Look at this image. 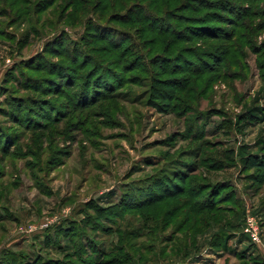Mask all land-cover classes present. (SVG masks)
<instances>
[{
    "label": "rangeland",
    "instance_id": "374dc122",
    "mask_svg": "<svg viewBox=\"0 0 264 264\" xmlns=\"http://www.w3.org/2000/svg\"><path fill=\"white\" fill-rule=\"evenodd\" d=\"M14 1L0 0V141L11 145L10 154L0 148V264H10L3 259L7 252L16 257L15 264H36L40 256L61 264L69 261L95 264L106 259L112 264L264 262L257 246L246 247L245 251L241 248L244 245L240 241H245L241 236H236V240L231 237L224 250L215 246L217 238L213 235L226 225L231 227L227 233L238 234L247 214L257 218L264 232V172L244 165L248 153H257L264 159V17L260 16L264 14V0H229L247 13L256 12L260 17L255 24H262L263 29L254 31L256 38L252 40L240 27L239 53L231 49L221 70L200 76L195 84L192 77L185 91L174 89L183 84L173 82L175 101L152 100L153 79L147 70L138 67L140 70L123 74L117 65L115 69L109 60L105 61L112 69L111 74L116 75L114 85L109 88L115 98L89 109L90 121L76 124L72 132L64 130V137L56 131H49V137L40 130L26 132V122L17 125L4 115L9 110L4 104L12 96L24 99L28 96L65 106L62 97L23 91L29 83L37 84L32 79L48 76L28 67L38 62H59L60 59L50 56L52 52L48 54L50 50L62 41L70 49L71 43L80 42L82 35L92 39L95 32L83 31L82 25L71 22L68 25L65 20L49 21L46 13L54 8L29 15L26 21L18 19L12 12ZM30 2L40 5L39 8L46 4L45 0ZM86 2L91 10L94 0ZM115 12L122 9L109 8L105 15ZM84 17H80L81 21ZM47 21L52 22V27H46L50 26ZM140 26L134 23L120 27L130 34L126 41L127 35L120 33L122 42H126L122 49L130 47L129 40L136 38L135 30L138 32ZM144 35L143 38H152L150 34ZM244 40L251 43L243 45ZM217 44L203 42L192 46L206 52ZM104 46L105 43L93 40L83 49L88 53L91 48ZM184 46L187 45L178 44L173 54ZM134 53L130 47L123 60L131 63ZM91 54L94 58L104 55L102 51ZM32 56L31 62L17 64ZM138 63L135 65L139 66ZM172 64L162 66H177L175 62ZM198 64L182 63L179 67L183 71L176 74H167L161 66L151 70L157 78L172 80L189 76L185 72L188 68L201 72L204 66ZM134 78L137 81L131 84ZM126 80L120 88L119 83ZM38 120L41 125L44 119ZM30 136L37 137L36 141ZM179 175L186 180L180 181ZM163 176L168 183L177 184L180 189L176 191L183 190L184 197H166L158 205H147L149 196L165 197L175 192L158 186ZM197 195L198 198H193ZM123 198L128 199V204L146 206L122 210L119 204ZM185 199L191 205L183 206L180 212L196 210L207 203L216 221L207 232L197 230L195 246L188 253L178 243L183 240V233L177 235L178 246L173 252L168 249L166 239L183 214L173 219L166 216L165 210L170 204L184 203ZM197 201L200 205L193 206ZM97 206L103 211L98 213ZM74 222L78 232L72 234L68 230ZM206 223L209 225L208 219ZM193 224L191 220L186 228Z\"/></svg>",
    "mask_w": 264,
    "mask_h": 264
},
{
    "label": "trees",
    "instance_id": "16d2710c",
    "mask_svg": "<svg viewBox=\"0 0 264 264\" xmlns=\"http://www.w3.org/2000/svg\"><path fill=\"white\" fill-rule=\"evenodd\" d=\"M45 2L46 4H43L44 6L39 8L40 5L37 6L30 2V0H16L11 3L12 12H14L18 19L20 18L26 21L29 15H39L54 8L51 12L46 13V17L49 21L59 19V22L64 20L67 21L68 25L70 22L72 23L71 25H82L83 31L95 32V34H92L94 42L98 41L106 44L103 48H91L87 53L83 47L93 43V40L82 35L83 37L81 36L80 38L81 41L78 43H71L73 46H71L70 49H68L65 42L62 41L58 47L50 50L48 54L52 52L50 56L60 59L59 62L46 61V64L38 62L36 66L31 64L28 67L33 71L46 72L48 76L36 80L32 79V83L37 84L29 83V86H25L26 88H23V91L31 90L44 95V97L50 95L62 97L66 101L65 106L53 103L52 100L50 101L43 97L26 96V99H24V97L16 98L12 96L5 102L4 106L9 109L8 112H3L6 117L10 118L17 125H22L26 122L24 125L26 132L37 133V131L40 130L42 131L41 134H46V137H49L47 135L49 131H56L55 133L64 137L66 132L68 133L74 130L76 124L81 125V122L88 123L90 121L92 112H90L89 109L97 106L101 102H106L115 98L113 97L114 93L110 92L109 88L114 85L113 82L116 81V77L114 78V76L116 75H112L110 72L112 69L106 66L107 64L105 65V61L107 60H109V65H114L115 69L118 67L123 74L136 71L139 69L138 67L143 68V71L147 70L153 79V84L151 85L152 100L169 99L175 101L176 98L174 97L172 89L173 82L179 81V83L183 84L181 87L178 85L174 89L185 91L191 84L192 81L190 79L192 77L195 78V84L199 81L200 76L215 72L216 69L221 70V65L224 59L229 56L231 49L234 48L236 53H239L237 40H239L240 37L237 35V30L240 27L245 30L246 36L250 37L252 40L256 38L254 36V31L256 33L263 29L262 24H255V20L260 16L264 17V14L258 16L256 12L247 13V10H242V6L236 7L235 4L229 0H94V6L91 10L86 6L88 4L86 0H45ZM109 8H120L122 12H115L107 16L105 15V11ZM58 9L59 11L57 12ZM83 15L85 17L81 21L80 17ZM134 23L141 24V26L138 28V32L135 30L136 38L129 40L128 45H130L132 52L135 51L133 54L135 58L128 64L123 60V57H126L129 53L130 47L122 49V46L126 42H122L123 39L120 37V33L124 36L127 35V38H125L126 41L130 38V34L125 30H121L120 27H127ZM48 24L50 26H46L47 28L53 25L52 22ZM113 24L119 26L116 27ZM221 25L227 26L228 29H223ZM43 26L44 24L42 27ZM53 30H55V28ZM87 34L89 35V33ZM144 34H150L152 38H143V36H145ZM62 36L65 37L66 34L64 33ZM245 40L242 42L243 45L251 43V40ZM254 41H256V39ZM203 42L207 44L210 42L218 44L215 45V49L212 50L208 47L209 49L207 48L208 50L206 52H200L201 50L198 51L196 50L197 48L195 49L192 46L193 44L196 45V43L200 45ZM178 44H186L187 46L180 48V50L173 54ZM225 46H229V48ZM119 50L121 52H119ZM101 51L104 55L99 54ZM91 52H96L99 56L94 58ZM216 53H218V55ZM219 55H221V58ZM33 59L34 56L21 60L17 64L25 65V63L27 64ZM145 62L148 65H145ZM173 62H175L177 66H172L171 68L166 66L169 70L165 66H162L163 64L165 65V63L171 65ZM196 62H200L198 65L204 66L201 72L188 68L185 72L189 74V76L184 77L183 75L181 78H173L174 80H167L169 78H157L151 70V67L161 66L165 67L164 71H167V74H176L183 71L180 70V64L183 63L186 66ZM137 63L140 65H135ZM147 67L150 68V70ZM217 75L220 76V74ZM136 81L137 79L134 78L131 84H135L134 82ZM125 83H127V80L119 83V87L123 88ZM190 89L191 88H189V90ZM155 93L157 96H155ZM37 120L43 121L41 125L37 123ZM64 130L66 132H64ZM31 138L33 141L37 139V137L35 139L34 136H30V139ZM4 143L5 142L0 141L2 152L10 154L9 150L11 145H4ZM40 151L46 153L41 147ZM49 153L50 152H48V154ZM33 157L35 158V155H33ZM39 158H37L36 163ZM244 165L247 169L264 172V159L257 153L246 154L244 156ZM178 178L180 181H183V179L186 180L183 175H179ZM149 179L152 180L153 178L150 177ZM161 182L162 183L158 186L161 188L163 187V190H175V192L171 191L172 194H166L165 197L159 195H156V197L155 195L149 196L148 199L150 198V202H148L147 205H158L163 198L181 197L185 194L183 190H181L180 193L176 191L180 189V187L177 184L174 185V182L168 183V178L166 176L162 177ZM170 183H172L171 185H173V187ZM193 198H198V195L193 196ZM183 201L185 202H180V204H170L165 210L166 216L170 218L173 217V219L183 214L182 218L172 229L171 235L167 236L166 242H169L170 245L168 244V249L171 248L173 252L176 251V246H178L180 242L182 245L180 247H182L183 250L186 249L187 251L185 250V253H188L189 249H193L195 246V233L198 232L197 230L207 232L216 221V218L213 216L214 212L209 208L211 207L210 204L206 203L200 205L198 201L193 206L200 205V208L196 210L189 209V211L185 213L180 212L183 206L191 205L190 201L187 202L186 199ZM128 203L127 198L121 199L119 206L122 207H120V209L126 210L131 208L140 210L146 206L145 203V206L143 203L138 205ZM207 205L209 206L207 207ZM218 208L219 206L217 209ZM96 210L97 212L103 211L99 206H97ZM203 211H207L206 214H203ZM207 219L209 225L206 223ZM191 220H194V224L186 228ZM76 223L74 222V224H71L72 227L68 230L72 234L78 232ZM228 228L231 229V227L226 225L224 230L213 234L216 235L215 237L217 238L216 247H221L224 250L227 249L228 241L231 240V237L234 239L238 235L244 238L248 243V247H254L241 229L237 234L235 232L227 233ZM221 229H223V227H221ZM180 233H183V240L178 241V238L175 239V237H178L177 235ZM191 237L194 238L191 239ZM245 249L246 248H243L244 251ZM15 258L12 252H7L3 255V259L7 260L10 264H15ZM5 263L6 262H4V264ZM47 263L61 264L58 260L47 259L41 256L36 264ZM63 263L66 264L65 262ZM94 263L112 264L107 259L102 263ZM67 264H73V262L69 261Z\"/></svg>",
    "mask_w": 264,
    "mask_h": 264
},
{
    "label": "built area",
    "instance_id": "2783aa9c",
    "mask_svg": "<svg viewBox=\"0 0 264 264\" xmlns=\"http://www.w3.org/2000/svg\"><path fill=\"white\" fill-rule=\"evenodd\" d=\"M243 234L254 246L262 247L264 250L263 232L257 218L252 214H247L244 219ZM264 257V253H263Z\"/></svg>",
    "mask_w": 264,
    "mask_h": 264
},
{
    "label": "crops",
    "instance_id": "0c3cea01",
    "mask_svg": "<svg viewBox=\"0 0 264 264\" xmlns=\"http://www.w3.org/2000/svg\"><path fill=\"white\" fill-rule=\"evenodd\" d=\"M264 233V232H263ZM237 238L235 237L234 239H232V240H236ZM245 242V243H244ZM242 245H244L243 247H241L242 249L245 247H248V243L246 242V241H242V243H241ZM255 247H251V249H254ZM257 249H259L260 250V253H257L256 255L258 256L259 254L262 256V258H263V260H264V257H263V253H264V250H263V248L262 247H259V246H257ZM254 251V250H253ZM261 264H264V262H261Z\"/></svg>",
    "mask_w": 264,
    "mask_h": 264
}]
</instances>
